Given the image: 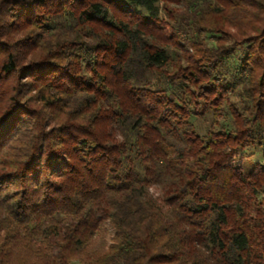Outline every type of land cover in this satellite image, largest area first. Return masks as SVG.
Masks as SVG:
<instances>
[{"label": "trees", "instance_id": "obj_1", "mask_svg": "<svg viewBox=\"0 0 264 264\" xmlns=\"http://www.w3.org/2000/svg\"><path fill=\"white\" fill-rule=\"evenodd\" d=\"M0 264H264V0H0Z\"/></svg>", "mask_w": 264, "mask_h": 264}, {"label": "rangeland", "instance_id": "obj_2", "mask_svg": "<svg viewBox=\"0 0 264 264\" xmlns=\"http://www.w3.org/2000/svg\"><path fill=\"white\" fill-rule=\"evenodd\" d=\"M179 8V7H178ZM258 157H253L249 162H248V164L249 163H253V162H255V160L257 159ZM245 162H247L246 161V158H242V157H238L237 158V160H235L234 161V164H238V165H240L241 163H245ZM246 167L247 168H249L248 167V165H246ZM150 194L153 196V198H158V197H160V195H161V192H160V190L157 188V187H153V188H151L150 189Z\"/></svg>", "mask_w": 264, "mask_h": 264}]
</instances>
